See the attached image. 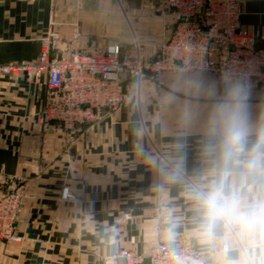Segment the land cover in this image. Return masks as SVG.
Segmentation results:
<instances>
[{
  "label": "crops",
  "instance_id": "obj_1",
  "mask_svg": "<svg viewBox=\"0 0 264 264\" xmlns=\"http://www.w3.org/2000/svg\"><path fill=\"white\" fill-rule=\"evenodd\" d=\"M241 25L264 32V0H245ZM51 29L61 50L118 43L131 53L138 44L154 58L173 23L150 0H0V64L35 60ZM160 81L127 80L138 95L67 143L56 124L40 119L45 78L0 76V171L27 184L17 218L23 240L0 243V264H104L122 248L143 252L162 240L169 212L187 218L182 187L164 183L158 165L181 162L187 174L199 166L210 92L227 81L204 72L164 73ZM249 89L256 112L264 90ZM66 191L74 201L63 200ZM187 231L180 229L179 242Z\"/></svg>",
  "mask_w": 264,
  "mask_h": 264
},
{
  "label": "built area",
  "instance_id": "obj_2",
  "mask_svg": "<svg viewBox=\"0 0 264 264\" xmlns=\"http://www.w3.org/2000/svg\"><path fill=\"white\" fill-rule=\"evenodd\" d=\"M160 13L173 23L172 33L154 58L137 44L125 53L118 43L105 48L93 44L89 52L61 50L60 34L51 29L41 41L39 56L30 62L0 64V76H25L36 82L45 78L47 93L40 119L56 124L68 139L84 126L111 115L129 98L125 82L150 80L161 85L164 73L204 72L224 81L243 80L264 90V32L242 28L245 0H153ZM78 40V35L74 36ZM61 51L59 53L58 51ZM19 178L0 175V243H19ZM63 200L74 201L66 191ZM164 205L156 208L160 216ZM127 219L130 218L125 214ZM159 227L156 228L158 230ZM191 251L187 239L179 242ZM104 264H168L163 240L143 252L122 248Z\"/></svg>",
  "mask_w": 264,
  "mask_h": 264
},
{
  "label": "clouds",
  "instance_id": "obj_3",
  "mask_svg": "<svg viewBox=\"0 0 264 264\" xmlns=\"http://www.w3.org/2000/svg\"><path fill=\"white\" fill-rule=\"evenodd\" d=\"M210 95L199 166L187 174L181 162L158 165L188 205L186 219L169 212L159 229L168 264H264V106L253 111L243 80ZM182 227L191 251L179 243Z\"/></svg>",
  "mask_w": 264,
  "mask_h": 264
},
{
  "label": "rangeland",
  "instance_id": "obj_4",
  "mask_svg": "<svg viewBox=\"0 0 264 264\" xmlns=\"http://www.w3.org/2000/svg\"><path fill=\"white\" fill-rule=\"evenodd\" d=\"M150 1H152L153 2V0H150ZM154 6H155V3H154ZM129 92V94H130V96H129V98L125 101V102H127L131 97H133V96H137L138 95V87H136V89L135 90H131V91H128ZM124 102V103H125ZM123 103V104H124ZM122 104V105H123ZM121 105V106H122ZM120 106V107H121ZM119 107V108H120ZM113 114V113H112ZM43 123V122H42ZM45 125H50V124H45ZM63 135V134H62ZM63 137L65 138V140H66V142L67 143H70V142H72L73 140H75V137H76V135L74 136V139H72V140H70V139H68L67 137H65L64 135H63ZM0 175H2V176H5V177H17V178H19V181H20V183H19V193H20V195H21V197H20V207L22 206V203H23V200H24V198L26 197V194H27V184H26V176H22V175H19V174H8V173H6V172H3V171H0ZM69 192V191H68ZM20 207H19V209H20Z\"/></svg>",
  "mask_w": 264,
  "mask_h": 264
}]
</instances>
